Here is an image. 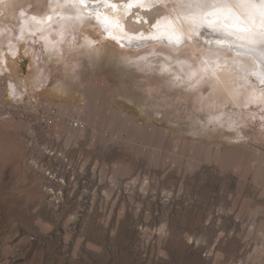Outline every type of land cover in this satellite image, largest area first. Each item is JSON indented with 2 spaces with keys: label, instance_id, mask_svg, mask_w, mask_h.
<instances>
[{
  "label": "rangeland",
  "instance_id": "374dc122",
  "mask_svg": "<svg viewBox=\"0 0 264 264\" xmlns=\"http://www.w3.org/2000/svg\"><path fill=\"white\" fill-rule=\"evenodd\" d=\"M64 2L0 1V264H264L258 55L215 31L219 13L198 27H214L224 49L197 33L181 46L124 44L93 17L64 56L19 40L34 12ZM231 7L221 9L245 25L246 7ZM14 43L21 72L34 63L45 83L40 97L12 88ZM214 52L225 59L203 68Z\"/></svg>",
  "mask_w": 264,
  "mask_h": 264
},
{
  "label": "bare ground",
  "instance_id": "6f19581e",
  "mask_svg": "<svg viewBox=\"0 0 264 264\" xmlns=\"http://www.w3.org/2000/svg\"><path fill=\"white\" fill-rule=\"evenodd\" d=\"M80 1L78 2L77 0H75L72 2H68V0H66V3L64 2L66 4V9L59 12H52L50 13V15L48 14L49 15L48 18L43 17L41 12H34V15L32 14V17L26 19L27 24L20 31L19 40L22 41L23 39L25 40L30 39L32 41H36L35 36H37L38 41H42L44 43L46 48L45 51H47V53L50 56L52 55L64 56V47L70 45L77 30L81 28L82 25L88 19L93 17L95 23L100 28L108 32L107 34H109V37H115L117 41H120L121 43L124 44L127 42L140 43L144 41L146 38H148L149 35L150 36L153 35V37L155 35L154 37L155 39L156 37L158 38L161 37V39L163 40L162 42H164L165 44L179 46L181 42H183L185 39L188 38V35L197 33V35L199 34V38L200 37L202 38L203 36V41L205 43L204 44L205 46L214 49L215 48L224 49L225 47L230 46V45L225 46L228 40L224 42L225 43L224 44L219 39H215L210 33L214 27L213 28L211 27L212 28L211 31L210 28L207 29L204 25L202 26L201 24H199L200 28L198 27V23L207 21L206 17L208 15L214 16L215 13L216 14L219 13V16L217 18L221 22L224 21L223 22L224 24H219V23L215 24L218 29L215 31H218V34L220 33L221 36L225 35L228 37L229 35H233L237 37V39H239L240 41L246 40V42H244L241 46L243 47L244 50H246L244 54L245 55L249 54L254 57V55L252 54L254 52L256 55H258L259 58L256 57L255 58L258 60L259 65L262 64L263 67L262 66L261 67L263 68V70L260 71L261 74H257V75L262 79H264V2L262 0H86V1L83 0L84 2H80ZM43 3L44 0H37L38 6L39 4L43 5ZM236 4H240L241 6L238 5L239 7L242 6L246 7V11L249 12L250 14L249 17H245L248 18L249 20V21L248 20L244 21L246 23L245 25L244 24L242 25L241 21H233L235 20L233 14H231V16L224 14L225 13L224 10L226 11V8L221 9V6L231 7L234 5L238 8ZM231 8H229V10H231ZM221 10L223 11V13ZM229 12H227V14ZM242 13L239 14H241L243 17ZM56 17H58L60 21H56L57 20ZM149 21L150 22L152 21L151 23L155 27L151 26ZM233 23L236 24L239 23L240 26L242 27L244 26L243 28L246 30H248L249 28L250 29L253 28V29L251 31H246V32H242V31L235 32L233 30H229L230 27L233 25ZM235 28H231V29H235ZM91 32L92 31L87 32V36H88L86 38L87 43H91V40L89 38L91 36ZM215 41L218 42L215 44L214 43ZM17 43L16 44L14 43L11 47L10 53L12 54V59L14 60H12L13 62H11L12 63L11 66L8 67L13 79L16 82L12 84V88L14 89L15 92H17L18 90L21 91L25 90L30 97L36 98L39 96L40 93L38 89L39 87H41V84L44 82L42 80L37 79V74L35 72V68L33 65L34 63L30 66V70H28L27 74L21 72L20 67L18 66V62L16 60L17 59L16 55L20 53ZM192 53H194V51H192ZM186 59L187 60L184 61V64H189V61H191L193 58L187 56ZM222 59L225 58L220 56V53L218 52L216 53L214 52V54L211 53L206 57L205 65L203 66V68L216 67L218 66V61ZM230 62L231 64H233L234 62H236V60L230 59ZM253 62L254 61H252V63ZM224 72H226V75ZM224 72L223 75L228 77L230 75L229 73H233L234 71L231 72L226 68ZM227 72L229 73L227 74ZM214 75L216 76L218 74L215 73ZM239 75L243 76V74H239ZM228 78H230V76ZM236 88L237 87H235V89ZM58 91H60V93L62 94H65L66 92L65 87L60 88V90ZM232 92H234V90ZM259 95L261 94L259 93L258 96ZM259 98H261V96ZM252 101L254 102L253 99ZM63 108H66L65 111H70V109H67L70 108L68 106ZM78 128H79V124H78Z\"/></svg>",
  "mask_w": 264,
  "mask_h": 264
},
{
  "label": "built area",
  "instance_id": "2783aa9c",
  "mask_svg": "<svg viewBox=\"0 0 264 264\" xmlns=\"http://www.w3.org/2000/svg\"><path fill=\"white\" fill-rule=\"evenodd\" d=\"M46 120H48V123H49L50 125L53 124V117H52L50 114L48 115V117H47ZM73 123H74V125L78 126V124H77L78 122L76 123V121H74Z\"/></svg>",
  "mask_w": 264,
  "mask_h": 264
}]
</instances>
